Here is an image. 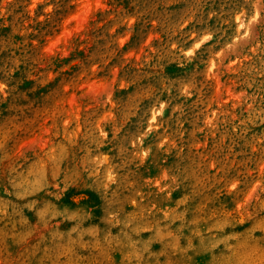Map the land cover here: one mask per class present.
I'll return each mask as SVG.
<instances>
[{"label": "rangeland", "instance_id": "1", "mask_svg": "<svg viewBox=\"0 0 264 264\" xmlns=\"http://www.w3.org/2000/svg\"><path fill=\"white\" fill-rule=\"evenodd\" d=\"M0 264H264V0H0Z\"/></svg>", "mask_w": 264, "mask_h": 264}]
</instances>
